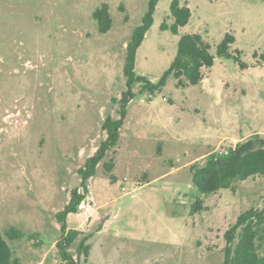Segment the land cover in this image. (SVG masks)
Segmentation results:
<instances>
[{"label":"rangeland","instance_id":"374dc122","mask_svg":"<svg viewBox=\"0 0 264 264\" xmlns=\"http://www.w3.org/2000/svg\"><path fill=\"white\" fill-rule=\"evenodd\" d=\"M172 1L160 0L136 73L157 83L184 34L202 35L215 64L197 86L170 78L155 95L134 88L119 144L67 217L92 245L87 264H223L226 231L244 211L264 208V176L205 196L192 177L212 153L264 138V0H180L192 17L178 35L161 29L173 23ZM103 4L113 20L105 34L93 18ZM148 4L0 0V227L26 234L6 237L23 264H60L57 215L106 139L104 121L120 118L126 47ZM227 33L245 68L217 56ZM199 198L203 208L191 214Z\"/></svg>","mask_w":264,"mask_h":264},{"label":"trees","instance_id":"16d2710c","mask_svg":"<svg viewBox=\"0 0 264 264\" xmlns=\"http://www.w3.org/2000/svg\"><path fill=\"white\" fill-rule=\"evenodd\" d=\"M160 0H149L148 9L142 22L132 33L126 47V62L124 75L127 90L120 101V118L115 120L108 116L103 123V130L107 137L101 143L97 152L87 159L85 166L80 169L81 186L71 192V198L66 208L57 217L62 224V239L57 243L60 264H87L92 249L89 238H81V232L68 229L67 217L77 214L88 193V181L96 174L99 164L107 154L120 142L121 129L127 117L129 104L136 97L134 88L140 85L142 89L155 95L165 87L170 78L178 80L180 86H197L201 84L204 68H212L215 56L211 54V45L200 34H184L178 43L177 55L162 78L153 83L145 76L136 73L138 50L155 23V13ZM173 23H164L163 31H171L178 35L180 30L191 20L192 12L188 6H183L180 0H173L170 6ZM101 33H107L112 28V17L108 4H103L93 13ZM236 37L227 33L217 46V56L233 60L245 68L246 64L232 52L231 46ZM260 63H264V51L258 55ZM193 183L202 196L210 195L221 190L230 189L236 181H245L254 176H264V138L254 135L246 141L239 142L235 147L224 153H212L203 165L192 166ZM84 190L82 192L81 190ZM203 208L201 199H197L191 209L196 214ZM4 236L0 227V264H23L6 237L11 241L21 240L26 234L15 227L6 230ZM223 264H264V208H251L241 213L236 222L229 227L224 235ZM78 242V244H77ZM77 244L76 255L72 249ZM84 258V259H83Z\"/></svg>","mask_w":264,"mask_h":264}]
</instances>
